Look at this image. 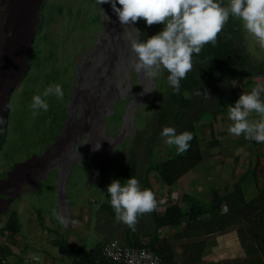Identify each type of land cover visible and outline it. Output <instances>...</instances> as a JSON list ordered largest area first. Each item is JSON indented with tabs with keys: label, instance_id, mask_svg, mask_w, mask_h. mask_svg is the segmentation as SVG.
<instances>
[{
	"label": "rangeland",
	"instance_id": "1",
	"mask_svg": "<svg viewBox=\"0 0 264 264\" xmlns=\"http://www.w3.org/2000/svg\"><path fill=\"white\" fill-rule=\"evenodd\" d=\"M225 2L228 6L230 0ZM117 7H121L118 2ZM237 19L244 35L241 70L231 74L229 63H224L212 86L197 93L196 100L182 102L180 114L171 98L169 73L161 69L155 79H148L133 67L136 56L130 42L136 37L135 29L140 33L138 40L143 42L161 32L164 25L148 26L143 19L121 25L111 3L99 5L97 0H37L20 63L23 67L18 68L21 72L13 67L0 79L4 112L7 92L12 89L0 135V178L17 163L42 155L60 136L41 163L17 166L8 188L24 186L18 196L30 199L39 211L48 210L46 214L57 203L59 185H65V195L76 189L85 202L96 208L94 218L103 244L120 238L151 247L162 230L156 222L158 205L162 203L161 198L158 200L160 176L155 166L177 154L175 146L165 143L162 130L173 127L177 134L185 132L191 119L199 125L212 113L219 114L222 108L235 105L241 94L264 87V47ZM6 35L20 42L11 30ZM53 84L62 86L63 99L43 96ZM35 95L46 100L48 111L39 109L34 115L31 104ZM184 97L189 93L184 92ZM261 100L264 101V92ZM251 142L263 166L264 143ZM75 158L78 159L69 171ZM38 159L34 157L30 162ZM131 176L138 179L142 190H152L158 203L154 211L137 217L134 230L117 221L107 193L113 180H123L125 184ZM244 226L246 250H230L233 253L227 254L239 264L259 256V248L246 232V223ZM214 257L220 258L218 254Z\"/></svg>",
	"mask_w": 264,
	"mask_h": 264
},
{
	"label": "crops",
	"instance_id": "2",
	"mask_svg": "<svg viewBox=\"0 0 264 264\" xmlns=\"http://www.w3.org/2000/svg\"><path fill=\"white\" fill-rule=\"evenodd\" d=\"M254 114L248 119L259 121V115ZM231 124L228 108H222L219 114L212 113L196 125L202 158L172 184L160 178L157 189L162 204L158 205V215L175 202L186 207L183 194L193 195L207 206L215 192L226 195L235 185L246 200L257 196L264 187L253 172L259 152L243 135L229 133ZM169 195L170 201L165 199ZM56 202L49 214H46L48 210L39 211L30 199L20 196L8 207L0 203V255L6 256L10 264H74L76 258L62 251V241L86 254L101 253L103 236L96 228L95 206L85 202L76 189L67 191L66 195L59 194ZM10 219L18 226L17 230L6 229ZM62 219L67 223H62ZM244 223L243 219L235 218L234 223L207 230L202 222L186 225L184 220L180 224L161 226L160 238L167 240L179 264H228L236 261L227 258V254L233 253L230 250H246L248 237L243 232ZM216 254L220 258H215Z\"/></svg>",
	"mask_w": 264,
	"mask_h": 264
},
{
	"label": "clouds",
	"instance_id": "3",
	"mask_svg": "<svg viewBox=\"0 0 264 264\" xmlns=\"http://www.w3.org/2000/svg\"><path fill=\"white\" fill-rule=\"evenodd\" d=\"M98 4L111 3L121 25H131L140 19L148 26L162 24L164 28L146 41H139V30L130 45L136 60L133 67L148 79H155L161 69L166 70L168 84L174 92H179L180 82L192 70V56L199 54L206 44L215 46L217 36L228 22L230 15L239 18L247 33L264 47V0H230L227 7L218 0H97ZM117 2L121 7H117ZM264 87L257 86L250 93H243L234 106L228 107V118L232 121L229 133L246 140L264 143V101L261 100ZM63 99L61 85L53 84L45 89L43 96ZM208 97L207 93H205ZM34 115L39 109L48 111L49 104L40 95L32 98ZM260 114L261 119L253 122L248 119L251 113ZM4 121L0 118V124ZM161 136L165 143L175 146L177 154L185 153L193 139L191 132L177 134L173 127H165ZM100 147V145H99ZM97 147L96 149H99ZM110 204L117 221L135 228L137 217L156 209L155 194L150 189H141L139 181L130 177L122 185L113 180L107 186ZM62 223H67L61 220Z\"/></svg>",
	"mask_w": 264,
	"mask_h": 264
},
{
	"label": "trees",
	"instance_id": "4",
	"mask_svg": "<svg viewBox=\"0 0 264 264\" xmlns=\"http://www.w3.org/2000/svg\"><path fill=\"white\" fill-rule=\"evenodd\" d=\"M218 2L221 3V6L227 7L225 0H218ZM243 42L244 35L240 21L230 15L228 22L217 36L215 46L206 44L199 54H193L192 70L181 80L179 92H174L170 86L171 98L176 103L177 113L182 114V102L196 100L197 93L209 85H213V81L219 75L224 63H229L231 74L241 70L242 58L244 57L241 54L244 49ZM184 92H188L189 97H184ZM186 131L193 134L188 150L180 155L174 154L155 166L160 178L168 184H172L185 172L197 165L202 158L194 120L191 119L188 122ZM257 157L253 172L258 181L264 185V165L261 166L259 154ZM121 183L124 184L123 180ZM182 201L187 204L186 207L175 202L168 205L162 214L156 215L158 226L180 224L181 221L185 220L186 225L202 222L209 230L210 227L221 226L224 223H234L235 218L243 219L247 225L246 232L254 239L259 248V256L247 260L243 264H264V187L259 190L257 196L249 200L244 198L239 187L235 185L233 191L226 195L215 192L210 206L200 202L190 194H183ZM223 204L224 207H222ZM224 208L227 210L222 212L221 210ZM17 228L18 226L10 219L6 229L17 230ZM157 239L149 247L161 256L163 264H179L175 259V252L167 240L164 238ZM127 241L130 244L138 245L129 239ZM60 247L63 252L76 258L74 264H120L105 258L99 251L86 254L83 250L63 241L60 242ZM228 264L239 263L233 261Z\"/></svg>",
	"mask_w": 264,
	"mask_h": 264
},
{
	"label": "bare ground",
	"instance_id": "5",
	"mask_svg": "<svg viewBox=\"0 0 264 264\" xmlns=\"http://www.w3.org/2000/svg\"><path fill=\"white\" fill-rule=\"evenodd\" d=\"M5 2H7L6 9ZM36 2L37 0H0V79L4 77V73H11L13 67L18 71L24 58V46ZM22 11H24L23 16L20 15ZM7 30H11L14 36L20 37L18 44L7 37ZM7 63L8 67L5 68Z\"/></svg>",
	"mask_w": 264,
	"mask_h": 264
},
{
	"label": "built area",
	"instance_id": "6",
	"mask_svg": "<svg viewBox=\"0 0 264 264\" xmlns=\"http://www.w3.org/2000/svg\"><path fill=\"white\" fill-rule=\"evenodd\" d=\"M102 255L120 264H163L161 256L148 245H133L127 240L113 238L102 245ZM0 264H10L0 255Z\"/></svg>",
	"mask_w": 264,
	"mask_h": 264
},
{
	"label": "flooded vegetation",
	"instance_id": "7",
	"mask_svg": "<svg viewBox=\"0 0 264 264\" xmlns=\"http://www.w3.org/2000/svg\"><path fill=\"white\" fill-rule=\"evenodd\" d=\"M3 101H4V98H3V92L1 93V95H0V118H2L3 119V121H4V123L3 124H0V135H1V133H2V127L4 126V124H5V116H4V103H3ZM70 117H72V116H69V118ZM79 137L80 136H78L77 138H75L74 140H75V142H78L79 140ZM45 159V157L44 158H40V159H38V160H36V161H34L33 163H29L28 165H32V164H34V163H41V161L42 160H44ZM14 170L15 169H13V170H9L8 172H7V174H6V176L5 177H1L0 178V203L1 204H5V205H7V201H6V199L8 198V197H13V200L14 199H16L17 198V196L19 195V194H22V188L24 187H21L22 185H19V188L18 189H11V188H8V187H10V185L8 184L11 180H13L12 178V176H14ZM29 177L30 178H32V175H29Z\"/></svg>",
	"mask_w": 264,
	"mask_h": 264
},
{
	"label": "water",
	"instance_id": "8",
	"mask_svg": "<svg viewBox=\"0 0 264 264\" xmlns=\"http://www.w3.org/2000/svg\"><path fill=\"white\" fill-rule=\"evenodd\" d=\"M21 66L23 67V63L21 64ZM21 66H20V68H21ZM19 71H20V69H19ZM18 71V72H19ZM21 72V71H20ZM25 72H26V70H24V71H22V73L20 74V76L18 75V73L16 74V75H18V78H17V80L18 79H21V77L25 74ZM15 75V76H16ZM12 89H10L7 93V97H6V103H7V106H6V108H5V114H4V116L5 117H7V115H8V111H9V93H10V91H11ZM60 138V136H57L56 138H55V141L53 142V144L50 146V147H48L47 149H50L51 147H54L57 143H58V141L60 140L59 139ZM47 149H46V151H44V153L42 154V155H40V156H38V155H35V156H33L32 158H28L27 160H25V161H22V162H19V163H17L15 166H14V168L13 169H15L17 166H26V165H28L29 163H30V161L34 158V157H39V158H43L45 155H46V153H47ZM78 158H75L74 160H72L71 161V163H70V166H69V171H70V169H71V167H72V164H73V162L74 161H76ZM69 171H68V173H69ZM68 173H67V176H68ZM43 177H41L40 178V180L42 179ZM67 180V179H66ZM65 183H66V181H65ZM64 187H65V185L62 187L61 185H59V194L60 195H65V192H64ZM13 200V197H8L7 199H6V201H7V205H6V207H8L9 206V204H10V202Z\"/></svg>",
	"mask_w": 264,
	"mask_h": 264
}]
</instances>
